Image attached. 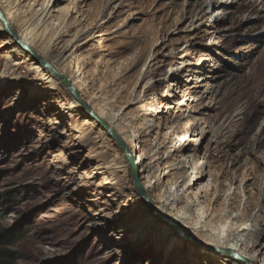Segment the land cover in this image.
<instances>
[{
    "label": "rangeland",
    "instance_id": "rangeland-1",
    "mask_svg": "<svg viewBox=\"0 0 264 264\" xmlns=\"http://www.w3.org/2000/svg\"><path fill=\"white\" fill-rule=\"evenodd\" d=\"M212 1L219 5L208 10ZM33 2L21 0V5L31 13L45 1L34 7ZM52 5L53 21L45 31L23 32L14 14L15 33L71 81H79L75 88L97 112L108 120L118 116L112 125L135 147L148 150L147 164L155 165L150 176L156 186L161 183L157 187L167 193L181 167L188 180L197 167L211 182L201 215L222 209L234 217L252 214L244 220L253 231L249 241L264 245V0H52ZM217 12L222 17L212 18ZM85 32L72 43L68 64L48 50L59 33L66 42ZM9 39L0 31V46ZM12 43L0 48V233L14 236L7 260L194 264L174 248L179 239L190 242L183 232L144 203L146 211L134 198L131 210L116 214L123 203L114 205L116 197L107 196L129 194L131 187L137 192L130 167L122 168L129 164L121 147L101 127L93 132L97 143L86 141L82 123L88 115L71 108L73 99L61 82L42 68L32 71L25 52ZM183 61L190 63L191 78L167 77V68ZM46 78L49 83L41 81ZM182 80L188 83L184 92L168 84ZM175 145L186 150L165 160ZM98 159L111 168L96 178ZM156 159L163 165L159 172ZM106 178L112 184L104 185ZM179 193L193 201L184 188ZM133 207L141 212L132 215ZM127 221H135L134 227L124 233ZM168 226L174 232L165 230Z\"/></svg>",
    "mask_w": 264,
    "mask_h": 264
},
{
    "label": "bare ground",
    "instance_id": "bare-ground-1",
    "mask_svg": "<svg viewBox=\"0 0 264 264\" xmlns=\"http://www.w3.org/2000/svg\"><path fill=\"white\" fill-rule=\"evenodd\" d=\"M33 6L38 2V0H33ZM45 2L41 4L40 10H37L35 8H32L31 13L29 11L24 10L23 6L21 5V0H0V9H2L3 14L6 18V20L9 22V25L11 29H13V25L11 24L10 19L15 14V16H19L17 19V23L19 26V29L23 30V32H38V31H45L47 29V26L53 21L51 20L55 12L54 5H52V0H49L48 3H46L47 0H44ZM215 5H219V3H216L212 1L208 4V10L211 8H214ZM14 6V7H13ZM16 7V9H15ZM36 7V6H35ZM222 12L214 13L212 18H219L222 17ZM34 18L36 23L33 26L31 23V18ZM34 23V21H33ZM0 31H4L1 23H0ZM83 33L78 36H74L70 41H62L59 40L60 37L64 36L61 33L57 36L55 39V43L53 42V47H48V50L51 51V53H54L56 57L59 58L60 61H62V64H68L67 59L70 57L69 51L72 50L71 47L73 46L72 43L75 40H80L84 35ZM91 34H94V31H92ZM21 40H23L25 43L31 46V44L22 36L17 35ZM65 37V36H64ZM64 40V38H63ZM75 43V42H74ZM11 39L3 41V44L0 46V48H3L5 46L12 45ZM76 45V43H75ZM78 45V44H77ZM55 47V49H54ZM75 47V46H74ZM79 47V45H78ZM77 47V48H78ZM81 47V46H80ZM53 49V50H52ZM79 50V49H78ZM38 53V52H37ZM40 56H42L44 59L45 57L38 53ZM30 55H25V62H31L33 65L32 71H41V67L36 64V62L31 58ZM33 61L35 63H33ZM51 63V61H49ZM53 64V63H51ZM20 64H14V66H17ZM12 66V65H10ZM55 69L60 72V70L55 66ZM66 67V65H64ZM190 66V63L188 61H183L181 64L176 65H170L167 70L165 71V74L169 78H174L176 75H181L183 77H186L188 80L191 78L190 74H187L188 67ZM46 71V70H42ZM12 72H16V70H13ZM179 73V74H178ZM52 74V73H51ZM53 75V74H52ZM54 76V75H53ZM69 78V76H67ZM50 78V77H49ZM48 78V79H49ZM56 79V77H54ZM58 79V78H57ZM70 79V78H69ZM186 79V80H187ZM38 80V79H37ZM59 80V79H58ZM43 83L49 81L46 79H41ZM53 81V80H52ZM60 81V80H59ZM71 81V79H70ZM73 86H76V83L79 81H71ZM159 83H167L164 82V80H158ZM170 83V84H169ZM52 87L51 89L54 90V83H51ZM169 85H172L174 87H177L181 91L184 92V90L188 89V83H185L183 80L178 81L176 83L168 82ZM176 88V89H177ZM51 90V91H52ZM82 98V97H81ZM73 99V98H72ZM91 109L101 117L107 124L121 137L123 142H125L127 148L129 151H131L132 154L135 155V162L139 170V177L140 182L144 187L145 193L153 206L154 210H156L159 214H162V216L170 219L172 222H174L177 227L181 229L184 236L191 242H188L186 240H178L177 243H175L174 248H177V253L183 254L185 253L186 256L182 257L184 260H192L194 264H199L197 261V257H202L208 259L211 261H216L218 263L216 264H243L239 260L235 258H231L227 252L236 253L242 257L247 258L252 264H264V245L261 243L258 244H252L249 241V238L252 235V228L248 223H244L245 218L250 219L253 217V215L248 214L245 212L243 215H237L234 217V213L228 214L226 213L225 209L222 210H213L206 216L201 215V209L202 204L204 203V200L209 196L211 182L210 180H206L207 174L204 172H200V170L196 167L194 168L197 173L192 178V180H188V171L186 170V167H181L180 170V177L176 178L170 185V187L166 191L163 190L161 187H157L160 184L156 186V182L153 183L154 176H150L151 170L155 167L153 164H147V152L148 150H145L142 148L135 147L132 143V140L127 135L121 134L117 128L112 125V121H118L120 120L117 118L118 116L112 115L110 120L106 119L101 112H97L95 108L89 103V100L86 101ZM182 106L183 103H180ZM62 107V106H61ZM49 108V107H48ZM71 108H76L77 110L81 111L82 115H88L84 108L73 99ZM62 109V108H61ZM89 117V116H88ZM56 124V123H55ZM99 124L92 118H85L83 119L82 128H84V137L86 138V141L90 142L91 144H95L97 142H94L95 138H93V132L94 130H97L99 128ZM151 127V126H149ZM104 130V129H103ZM80 134L79 131H75ZM104 133V132H103ZM60 134V133H59ZM62 136L67 135V132H61ZM105 134V133H104ZM107 134V133H106ZM79 138V137H77ZM85 140V139H84ZM89 144V143H88ZM80 145H75L74 147L78 148ZM159 149V148H158ZM76 150V149H75ZM154 150V149H153ZM184 149L183 146H174V154L168 155L166 159H171L172 157L176 156L178 158V154H181ZM140 151V152H139ZM80 152V150H77L75 153ZM155 152V151H153ZM171 152V151H170ZM159 155V152H156V156ZM78 156V155H77ZM192 157V156H190ZM77 158V157H76ZM175 160V159H174ZM159 159H156V171L161 170V165L159 162ZM74 162V161H73ZM94 163H98V165L95 167V171L93 174L97 178L98 176H102L108 173V170L111 168L110 165L106 164V162L102 163L101 159L94 160ZM101 163V164H100ZM128 163V162H127ZM151 163V162H150ZM90 165L93 164V159L89 163ZM86 166L87 164L83 163L82 166ZM163 166V165H162ZM89 167V166H88ZM118 169L121 167H117ZM122 168L127 169L129 166L126 164L122 166ZM173 168V167H172ZM164 170V169H162ZM165 171V170H164ZM172 172V171H171ZM110 176H113V173H109ZM170 173H164V176H169ZM177 175V176H178ZM94 177V178H95ZM157 177V176H156ZM91 178V177H90ZM107 179V178H106ZM115 179H118V176L115 177ZM112 179V180H115ZM183 180L181 184H179V180ZM115 182L114 184H116ZM112 184V181L107 179V181L104 183V185H110ZM107 188V187H106ZM175 188V189H174ZM181 188L185 189V192H189V195L192 198L191 201H187L185 197H183L182 194H180ZM109 189V188H108ZM114 189V188H113ZM112 189V190H113ZM117 189V188H116ZM131 192L129 194L118 193L119 195H116V193L111 195H105V193L101 192L99 193L100 196H107L108 198H113L111 202L117 204V202H120L119 204H122L121 208L122 210H119L116 212L117 215L124 216L126 213L123 212L124 210L129 211L130 208L135 205V203H138V206H140V209L143 211H146V207L143 204L142 198L139 195V191L137 192L134 190L133 187L130 188ZM174 190V191H173ZM117 192V191H116ZM120 192V191H119ZM134 198L137 199L136 202L133 204L131 203ZM109 201V200H108ZM125 202V203H124ZM99 204V203H98ZM100 204H103L100 202ZM142 205V206H141ZM176 205H181L179 208L176 207ZM93 206L99 207V205L94 204ZM94 207V208H95ZM138 208L133 207L131 214H137L141 211L137 210ZM146 219L150 220L151 218L147 215ZM224 220L225 225L218 224L219 220ZM108 220H112L109 219ZM121 218H117L116 221H121ZM153 220V219H152ZM135 222V221H133ZM133 222L127 221L124 223V227H122V231L124 233H128L130 230H132L131 227ZM139 222V221H138ZM237 222H240V225H237ZM243 222V223H242ZM141 223V222H139ZM227 224H231L233 226V230H228ZM163 228V227H162ZM165 229V228H164ZM165 230L174 232V229H172L170 226H168ZM163 229H160V233L163 237H167V231ZM164 232V233H163ZM128 238V234H124ZM129 236L134 237V234L131 232ZM126 238V239H127ZM194 245V246H193ZM256 246H259L260 249H256ZM213 249L221 250L220 252H213ZM183 250L186 252H183ZM263 256V257H262ZM186 257V258H185ZM231 259V260H229ZM195 260V261H194ZM199 260V259H198ZM206 264V263H205Z\"/></svg>",
    "mask_w": 264,
    "mask_h": 264
},
{
    "label": "water",
    "instance_id": "water-1",
    "mask_svg": "<svg viewBox=\"0 0 264 264\" xmlns=\"http://www.w3.org/2000/svg\"><path fill=\"white\" fill-rule=\"evenodd\" d=\"M0 23L1 26L4 30V33L7 37H9L10 39H12V41L14 42V44L21 49L23 52H25V54L30 55L31 58L44 70L49 71L50 73H52L56 78H58L61 82V84L67 89L68 93L70 94V96L76 101L78 102L86 111V113L88 114V116L92 119H94L99 126L104 129V131L121 147L122 151L125 154V158L129 164L130 167V171L132 174V178H133V182L135 187L137 188V190L139 191V195L142 198L143 203L148 207V210L150 213L152 214H156L158 217H160L162 220H165L166 222L172 224L173 226H175V228L178 229V231H181L180 228L177 227V225L172 222L171 220L167 219V218H163L161 215H159L156 211L153 210V206L151 205L143 185L140 182V177H139V170L138 167L136 165L135 162V155L131 153V151H129V149L127 148L125 142H123V140L121 139V137L107 124V122H105L103 119H101V117L99 115H97L90 107V105L83 99L81 98L80 93L78 92V90L73 86L72 82L70 81V79L62 74L61 72L57 71L55 69V67L53 66V64H51L49 61H47L46 59H44L42 56H40L35 49H33L30 45H28L27 43H25L23 40H21L17 34L15 33V31H13L9 25V22L6 20L3 11L0 9ZM184 234L181 233V236H183ZM213 252H220L221 250L218 249H213ZM227 254L231 257V258H235L237 260H239L240 262H242L243 264H252L247 258L242 257L236 253H232V252H227Z\"/></svg>",
    "mask_w": 264,
    "mask_h": 264
},
{
    "label": "trees",
    "instance_id": "trees-1",
    "mask_svg": "<svg viewBox=\"0 0 264 264\" xmlns=\"http://www.w3.org/2000/svg\"><path fill=\"white\" fill-rule=\"evenodd\" d=\"M14 236L9 233H0V264H11L7 260V251L6 247L10 239H12Z\"/></svg>",
    "mask_w": 264,
    "mask_h": 264
}]
</instances>
